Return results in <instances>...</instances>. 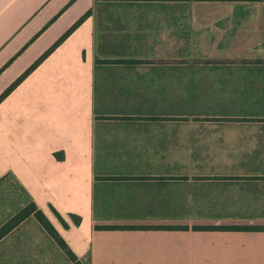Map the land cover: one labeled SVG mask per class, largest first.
<instances>
[{"label":"crops","instance_id":"0c3cea01","mask_svg":"<svg viewBox=\"0 0 264 264\" xmlns=\"http://www.w3.org/2000/svg\"><path fill=\"white\" fill-rule=\"evenodd\" d=\"M9 89L0 181L82 264H264V0H0Z\"/></svg>","mask_w":264,"mask_h":264},{"label":"rangeland","instance_id":"374dc122","mask_svg":"<svg viewBox=\"0 0 264 264\" xmlns=\"http://www.w3.org/2000/svg\"><path fill=\"white\" fill-rule=\"evenodd\" d=\"M187 7L183 6L181 11H189ZM26 204L24 192L15 183L5 179L0 181V227ZM0 264L72 263L41 224L31 217L0 242Z\"/></svg>","mask_w":264,"mask_h":264},{"label":"trees","instance_id":"16d2710c","mask_svg":"<svg viewBox=\"0 0 264 264\" xmlns=\"http://www.w3.org/2000/svg\"><path fill=\"white\" fill-rule=\"evenodd\" d=\"M135 1V0H131ZM149 1H158V0H149ZM172 1V0H170ZM178 1H188V0H178ZM195 1H226V2H255L260 0H195ZM25 74L23 78L26 76ZM21 78L16 84L12 86L14 88L20 81H22ZM11 88V89H12ZM9 89L5 94L0 97V101L5 98L9 92L11 91ZM56 217L59 219V221L62 223V225L65 228H68L69 226L64 221V219L61 217V215L53 210ZM31 217H34L44 228V230L48 233V235L56 242V244L65 252L66 257L72 264H82V262L79 260V258L75 255V253L71 250V248L68 246L66 241L62 238V236L59 234L57 229L54 227V225L51 223V221L46 217V215L38 208V206L32 202L28 201L26 206L21 209L16 215H14L9 221H7L5 224H3L0 227V242L6 238L11 232H13L15 229L20 227L25 221L30 219ZM80 223V220L77 219V224Z\"/></svg>","mask_w":264,"mask_h":264}]
</instances>
